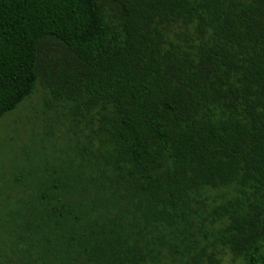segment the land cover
<instances>
[{
  "label": "trees",
  "instance_id": "1",
  "mask_svg": "<svg viewBox=\"0 0 264 264\" xmlns=\"http://www.w3.org/2000/svg\"><path fill=\"white\" fill-rule=\"evenodd\" d=\"M36 93L0 264H264V0H0V118Z\"/></svg>",
  "mask_w": 264,
  "mask_h": 264
},
{
  "label": "rangeland",
  "instance_id": "2",
  "mask_svg": "<svg viewBox=\"0 0 264 264\" xmlns=\"http://www.w3.org/2000/svg\"><path fill=\"white\" fill-rule=\"evenodd\" d=\"M40 110L41 94L36 93L18 110L0 118V209L7 207L5 197H11L12 192L18 189L17 179L26 177L29 170L43 161V158L38 157L34 152L32 144L25 149L24 144L19 141L24 136L32 139L34 126L31 123L33 122L31 115L33 111L40 112ZM30 118L31 121L28 124L27 121ZM55 131L59 132L61 128L57 127ZM13 139H15L14 142H12ZM46 145L49 148L48 154L57 147H63V144L60 145L57 141H49Z\"/></svg>",
  "mask_w": 264,
  "mask_h": 264
}]
</instances>
